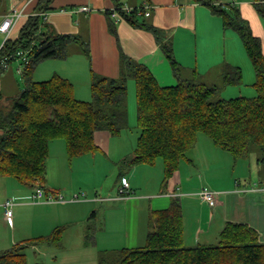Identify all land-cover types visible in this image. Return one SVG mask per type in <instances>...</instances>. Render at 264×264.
I'll list each match as a JSON object with an SVG mask.
<instances>
[{"label":"trees","instance_id":"trees-1","mask_svg":"<svg viewBox=\"0 0 264 264\" xmlns=\"http://www.w3.org/2000/svg\"><path fill=\"white\" fill-rule=\"evenodd\" d=\"M192 1L207 6L213 15L222 19L224 30H232L240 37L256 75L255 98L218 99L221 88L208 86L197 70L192 71L191 78L184 79L173 43L165 40L162 31L149 21L151 11L146 17L142 5L125 13L120 3L106 11L110 33L115 37L118 35L117 23L121 20L152 33L170 63L178 85L162 87L148 67L122 51V70L118 78L92 74L90 101L78 100L73 84L59 75L34 81V72L42 62L69 58L72 44H77L79 52L91 60L89 42L80 36L57 33L40 15L49 11L52 0H39V13L27 19L17 39L8 38L4 42L0 53V74L14 60H22L20 52L28 59L23 62V90L9 108H0V178L15 180L21 186L46 188L49 145L54 140L65 141L70 161L97 152L96 133L118 136L129 128L128 82L134 80L140 134L134 153L121 161L122 166H155L162 159L166 184L196 146L198 137L203 135L235 161L257 154L263 190L262 41L234 3ZM254 7L264 21V0H254ZM6 10V0H0V16L5 15ZM113 10L120 18L114 16ZM4 61L8 63L6 67L2 66ZM222 66L225 88L242 83L240 68L229 64ZM150 221L154 227L143 246L104 253L100 264H264V242L259 241V233L247 224L228 223L215 245L187 247L179 198H173L168 209L153 212ZM64 231L65 227H57L44 240L59 244ZM41 240H27L1 252L0 264H27V246Z\"/></svg>","mask_w":264,"mask_h":264},{"label":"crops","instance_id":"crops-1","mask_svg":"<svg viewBox=\"0 0 264 264\" xmlns=\"http://www.w3.org/2000/svg\"><path fill=\"white\" fill-rule=\"evenodd\" d=\"M228 1L240 6L242 16L250 24L253 33L261 39L264 51V23L253 3L251 4L252 1ZM145 2L152 6L149 21L162 31L165 40L173 43L176 59L182 66L192 68V71L197 70L201 76L202 73H205V76L208 75L212 69L222 63V65L229 64L238 67L237 62L231 60V56L226 55L230 52L227 50L231 42L229 37L235 40L238 37L236 33L232 30H224L221 18L213 15L207 6L197 4L192 0H52L48 6L49 11L40 15L57 33L80 36L88 41L91 60L80 52L70 51L69 58L65 60L42 62V65L40 64L42 69L38 66L34 77L39 74L41 77L50 79L54 75H59L73 84L75 97L78 100L90 101L92 99V74L118 78L122 70V51L134 61L148 67L162 87L178 85L170 63L152 33L134 28L124 20L117 23L118 35L116 37L118 38L109 31L106 11L116 8L118 3L120 7L137 9L141 8ZM38 3L39 0H6V14L13 9L24 13L14 25L9 38L17 39L27 19L39 13ZM84 7L89 8L90 11H82ZM176 37L179 38L176 40ZM193 37H195L196 47L194 50L189 47V41ZM183 45L186 49L180 52V47ZM221 53H224L223 56ZM9 68L4 69L0 78V108L4 106L2 93L6 79L14 76L15 80L19 73L18 70L17 73L12 71L10 75H7ZM36 81L41 82L42 80ZM14 91L17 93L16 86ZM95 143L99 148L97 152L70 161L64 140L50 142L46 188L43 189L47 196H63L65 193H71L67 189L65 193L62 191L65 188L58 180L59 176L65 173L68 175L69 170L75 166L80 168L85 162H96L99 154L104 156L111 153L112 142L109 133H96ZM221 152L223 151L216 148L209 138L200 135L196 146L182 160L178 171L166 184H164L163 165L148 166L152 169L157 166L161 167L158 173L152 169H146L147 165H139L130 168L129 176L123 172L120 173L116 183L117 195L110 190L105 191V197H101L95 189L94 196L91 197L94 200L86 203L77 202L80 200L78 193L74 194L71 201L66 200L65 197L63 202L56 203L46 202L45 199L35 201L32 198L34 192L31 193L26 187L16 185L14 180L5 181L7 190H4V194L1 195L4 188L1 187L0 192V224L8 230V235L5 237L0 235V247L8 250L18 242L39 238L42 240L38 244L28 245L26 248L27 264H30V254L40 257V261H48V264H100L104 253H116L123 248L135 249L143 246L154 227L150 221L151 214L168 209L173 198H179L181 202L184 215V241L187 247L217 244L221 232L228 223L249 225L261 235L260 240L264 242L262 185L243 183L242 179H245V174H235L238 164L247 159L238 161L233 159L232 175L222 178L229 184L226 188H215L214 183L207 178L208 172L219 169L221 162H218V156H222L225 160L226 152ZM138 170H142L143 175L149 176L147 190L143 189L141 192H139L141 184L135 181ZM50 173H54L58 177L57 180ZM123 177L129 182L130 193L120 195L119 189ZM206 184L218 192L214 205L200 198V192ZM36 188L39 189V187ZM6 200H13L15 203L12 224L7 220L2 206ZM85 207L95 209L97 212L104 207L103 218L106 225L104 226L100 221L103 226L99 229L85 227L79 232L83 236H78L80 239L73 240L69 234L73 226L69 228L66 226L75 221L69 220L73 219L70 217L76 218L78 215L76 211L81 208L80 212H82L81 210ZM116 207H120L117 212L111 210ZM32 213L33 216L31 215L29 219L34 223H31L29 228L26 227L27 230L19 229L16 222L26 220L28 214ZM108 213L111 216L110 222L106 218ZM83 215L85 211L82 212ZM96 215L94 211L91 218L95 219ZM131 215H134V219L130 217ZM60 226H64L65 231L59 244L44 240ZM93 232L96 234L95 241H93L95 234L88 235Z\"/></svg>","mask_w":264,"mask_h":264},{"label":"rangeland","instance_id":"rangeland-1","mask_svg":"<svg viewBox=\"0 0 264 264\" xmlns=\"http://www.w3.org/2000/svg\"><path fill=\"white\" fill-rule=\"evenodd\" d=\"M217 1L224 5L232 4V1H228V0H217ZM250 1H252L251 4L253 3V6H254V0H250ZM262 22L264 23L263 20ZM228 33L233 34V32L231 31H228ZM236 35L238 36L237 33ZM178 38L179 37H176V40ZM229 38L231 39V42H229L227 50H230V52H227L226 55L227 57L231 56L230 57L231 60H234L235 62H237L238 68L242 70V73H243L242 83L239 85L228 86L226 88L223 86V75L221 73V70L223 67L221 65L223 63L217 66L216 68L212 69L210 73L206 76H205V73H202V76H205L203 81L208 86H218L219 88H221V91L219 92V95H218V99L231 100V99H236V98H241V97L250 98V99L255 98L257 96V91L254 87V83L256 81V75H255V71L252 66V63L249 60L244 50V46H243V43L240 37L238 36L235 40H232V37H229ZM5 39L6 37L0 34V47L2 46ZM189 47H191V49L193 50L196 49L195 37H193V39L189 41ZM185 49H186V46L183 45L180 47L179 51L181 52L182 50L184 51ZM69 50L71 52L74 50L79 52V46L77 44H72ZM223 54L224 53H221V56H223ZM8 67L10 68L7 72V75H10L12 71H15L16 73L19 69L20 71L18 75H16L15 80H14V76L13 77L7 76L8 78L6 79V82H5L4 92L2 93L3 105H4V106H1L2 109L3 108L7 109L12 105L14 98L21 93L25 85V81L22 75L23 70H24L23 61L21 59H16ZM41 67L42 66H40L39 69H42ZM182 67H183L182 73H181L182 77L184 79L191 78L192 68H187L184 66ZM0 78H1V74H0ZM34 79L35 81L36 80H42V81L48 80L47 77H41L39 74H37L34 77ZM14 83H15V86L17 87V93L16 91H14V87H15ZM127 105H128V112H129V128L124 129L118 136H111V142H112L111 143V153L105 154L104 156H101V154H99L96 162L94 163H91L90 161L85 162L80 168L79 167L76 168L75 166L72 168V170H69L68 175H66L65 173L62 176L61 175L59 176L58 180L62 183V185L65 188L62 191L64 192L67 189L71 192L69 194H66L64 192L65 195H63V197H65L66 200L71 201L72 197L75 196L74 194L78 193L80 196V200L79 201L76 200L78 203L90 202L91 200H94V199H91V197L94 196L93 192L95 191V189L99 192V195L101 197H105L106 196L105 191H110V190H113L114 194L117 195L118 192H117L116 183L118 181L120 173L123 172L126 174V176H129L130 171H131L129 167L122 166L120 163L124 158L129 157L134 153L137 140L140 134L139 128L137 126L136 83L134 80H130L128 82ZM224 155H225V160L222 159V156H218V162L219 163L221 162V164L219 165V169L213 170L207 173L208 180L213 182L214 183L213 186L218 189H220L221 187L226 188V186L229 185L228 183H226V180H223L222 178L230 177L233 173V162H232L233 158L228 153ZM243 161H244L243 163L241 162L240 164H238L235 174L236 175L242 174V173L245 174L246 176L245 179L244 178L242 179L243 183L250 182L251 184L256 183V184L261 185L260 181L262 180V176H261V172L259 173L260 167L258 168L256 164L257 154H252L249 158H247V160H243ZM157 165L164 166L163 160L159 159L157 161ZM145 167L146 169L148 168V166H145ZM160 168L161 167L157 166L154 169L152 168H148V169H152L153 171H156L158 173L160 172ZM50 174L55 176L54 179L57 180L58 177L54 175V173H50ZM148 179H149V176L147 174L143 175L142 170H138V172H136L135 181L136 182L138 181L141 184L139 186V189H140L139 192H141V190L143 189L147 190L146 188H147ZM5 181L12 182L13 180L9 178H0V189L1 187H4L3 191L2 189L0 190V192L2 191L1 195L4 194L5 192L4 190H7V187L5 186ZM14 183L16 185H19L17 182H15V180H14ZM205 186L211 189L212 191H214V189H212L213 187L212 188L211 186L209 187L208 184H206ZM20 187H26L27 189L30 190L31 193L34 192L36 194L37 192L36 187L21 186V185ZM164 190L167 191L165 188ZM119 208L120 207H116V208H112L111 210L117 212V209ZM80 209L76 211V213L78 214L76 218L72 216L70 218H73V219H69V220H75V221H73L71 224L66 226L67 228H69L70 226H73L69 232L70 237L73 238V240L80 239L78 238V236H83V234H79L81 229L85 227H94L95 229H99L101 226H103L101 225V222L102 224H104L105 222L103 218V210H105L104 207H101V209L98 212L95 209H90L88 207L87 208L85 207V209L81 210L82 212L85 211V215L83 216H82V212H80ZM94 211L97 213L95 219L91 218V215ZM31 215L33 216V213L28 214L26 220L19 221V222L17 221L16 222L17 227L19 229L24 228L25 230H27L26 227L29 228L30 224L34 223L33 220L29 219ZM133 216L134 215H131L130 217L134 219ZM106 218L110 222L111 220L110 213L106 215ZM105 225L106 224H104V226ZM94 234L95 232H93L92 234L88 233L89 236L94 235ZM0 235L3 237L8 235V230L5 228L4 225H1V224H0ZM260 236L261 235H259V241L263 242L262 240H260ZM95 238H96V234L94 235L93 241H95ZM17 244H23V242H18ZM4 250L6 249H1L0 247V253L3 252ZM29 263L30 264H48V261H40V257L31 256L30 254Z\"/></svg>","mask_w":264,"mask_h":264},{"label":"built area","instance_id":"built-area-1","mask_svg":"<svg viewBox=\"0 0 264 264\" xmlns=\"http://www.w3.org/2000/svg\"><path fill=\"white\" fill-rule=\"evenodd\" d=\"M152 6L149 5L148 3H144L143 5V10L145 11V15L146 17L150 16V11H151ZM122 11H124L125 13H131L132 11H134L135 9H131L128 7H123L121 8ZM84 12H89L90 9L87 7H84L81 9ZM114 11V16L117 18H120L118 16V12ZM23 12L19 11V10H12L10 11L8 14H6L5 16H0V34L4 35L6 37L5 41L10 37L14 25L16 24V22H18L22 17H23ZM3 45L0 47V53L2 50ZM19 56L22 58L23 62H28L27 59V55L24 52H20ZM8 65V63L6 61H4L2 63V66L6 67ZM20 71V69H19ZM121 188L119 189L120 195H124V194H128L130 192V185L129 182L126 178H122L121 179ZM264 191V188H263ZM217 193L212 191L211 189L205 187L202 189V191L200 192V198L204 201L207 202L211 205H214L216 203V199H217ZM33 200L35 201H40L45 199L46 202L49 203H56V202H63L64 201V197L63 196H54V195H46L44 190L39 188L37 189L36 194H34V196L32 197ZM15 203L13 200H8L6 201L2 206L5 210V215L7 217V220L9 221L10 224L13 223V207H14Z\"/></svg>","mask_w":264,"mask_h":264}]
</instances>
